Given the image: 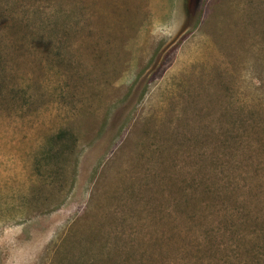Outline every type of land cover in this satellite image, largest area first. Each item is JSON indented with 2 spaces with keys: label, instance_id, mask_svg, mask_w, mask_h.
<instances>
[{
  "label": "rangeland",
  "instance_id": "1",
  "mask_svg": "<svg viewBox=\"0 0 264 264\" xmlns=\"http://www.w3.org/2000/svg\"><path fill=\"white\" fill-rule=\"evenodd\" d=\"M0 264H264V0H0Z\"/></svg>",
  "mask_w": 264,
  "mask_h": 264
}]
</instances>
